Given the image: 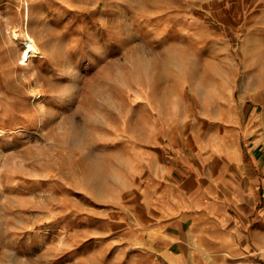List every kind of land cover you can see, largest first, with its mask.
Segmentation results:
<instances>
[{
    "label": "rangeland",
    "instance_id": "rangeland-1",
    "mask_svg": "<svg viewBox=\"0 0 264 264\" xmlns=\"http://www.w3.org/2000/svg\"><path fill=\"white\" fill-rule=\"evenodd\" d=\"M226 90L264 132V0H0V264H124L134 146Z\"/></svg>",
    "mask_w": 264,
    "mask_h": 264
},
{
    "label": "crops",
    "instance_id": "crops-1",
    "mask_svg": "<svg viewBox=\"0 0 264 264\" xmlns=\"http://www.w3.org/2000/svg\"><path fill=\"white\" fill-rule=\"evenodd\" d=\"M201 100L165 108L156 134L134 146L140 171L111 224L112 241H124V264H264L256 107L231 90Z\"/></svg>",
    "mask_w": 264,
    "mask_h": 264
},
{
    "label": "bare ground",
    "instance_id": "bare-ground-1",
    "mask_svg": "<svg viewBox=\"0 0 264 264\" xmlns=\"http://www.w3.org/2000/svg\"><path fill=\"white\" fill-rule=\"evenodd\" d=\"M19 36H20V33L17 30H15L13 32V42H15L16 40H19ZM23 44H24L23 51L20 52V54H18L20 55L18 59L27 64L29 62L30 56L33 54L34 50L36 49V42L34 39H29Z\"/></svg>",
    "mask_w": 264,
    "mask_h": 264
}]
</instances>
